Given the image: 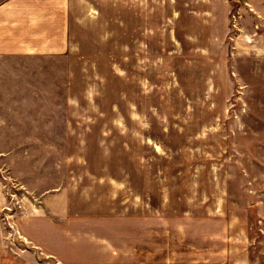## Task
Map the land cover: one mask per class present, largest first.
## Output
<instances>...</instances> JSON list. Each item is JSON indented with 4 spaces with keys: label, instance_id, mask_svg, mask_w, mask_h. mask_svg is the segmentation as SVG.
Returning <instances> with one entry per match:
<instances>
[{
    "label": "rangeland",
    "instance_id": "obj_1",
    "mask_svg": "<svg viewBox=\"0 0 264 264\" xmlns=\"http://www.w3.org/2000/svg\"><path fill=\"white\" fill-rule=\"evenodd\" d=\"M70 12L53 95L38 96L32 127L0 128V264H65L15 223L58 189L72 213L224 216L247 264H264V0H70Z\"/></svg>",
    "mask_w": 264,
    "mask_h": 264
},
{
    "label": "crops",
    "instance_id": "obj_2",
    "mask_svg": "<svg viewBox=\"0 0 264 264\" xmlns=\"http://www.w3.org/2000/svg\"><path fill=\"white\" fill-rule=\"evenodd\" d=\"M70 13V0H0V128L23 119L32 127L38 96L53 95L55 65L67 64L71 49ZM64 195L44 190L43 200L24 201L15 223L32 245L65 264H247L224 216L72 213ZM5 203L0 181V211Z\"/></svg>",
    "mask_w": 264,
    "mask_h": 264
}]
</instances>
